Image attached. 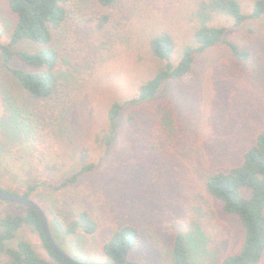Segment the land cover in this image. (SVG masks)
I'll return each instance as SVG.
<instances>
[{
	"label": "rangeland",
	"instance_id": "rangeland-1",
	"mask_svg": "<svg viewBox=\"0 0 264 264\" xmlns=\"http://www.w3.org/2000/svg\"><path fill=\"white\" fill-rule=\"evenodd\" d=\"M89 1L75 0L77 9L85 11ZM183 1L152 0L146 16L120 29L122 34L104 33V43L96 41L87 54L88 63L77 60L74 82L79 94L69 117L71 130L64 127V114L59 113L58 125L45 128L40 144H22L27 139L13 126V117L29 114L31 103L19 81L6 69L0 51V187L19 195L27 186L39 183L27 199L47 212L54 241L81 264H113L102 250L105 226L101 222L92 234L63 235L66 222L59 224L51 217L58 212V192L40 182L59 183L89 164L92 167L81 176V185L64 189L65 193L70 188L65 193L64 212L74 205L67 195L84 194L91 187L107 184L114 221L139 229L131 260L174 264L175 230L191 218L196 222L188 234L191 264H220L241 248L243 229L239 219L222 211L220 203L203 188L201 177L205 168L225 170L238 164L264 125V19L229 32L227 39L246 55L234 54L224 44L196 55L187 78L164 83L152 100L126 104L117 120L115 138L108 148L104 143L110 131L106 120L109 104L114 99L132 98L137 83L153 67L154 59L142 36L144 29L157 23L174 31L171 19ZM250 1L242 0L244 13L250 11ZM16 20L7 1L0 0L2 45L9 42ZM218 22L229 26L223 19ZM84 28L80 22L71 27L70 33L78 43L82 42L79 35ZM130 30L132 37L127 40L124 35ZM42 47L22 39L10 48L35 52ZM71 47L64 41V52L69 53L65 58L79 59L70 52ZM9 64L27 67L17 57ZM241 194L249 196V191L241 189ZM26 211L23 204L0 200V217ZM172 224L178 227L171 230ZM20 240L29 242L38 255L50 260L32 227L22 226L5 245L15 247ZM0 264H5L2 257ZM257 264H264V253Z\"/></svg>",
	"mask_w": 264,
	"mask_h": 264
},
{
	"label": "trees",
	"instance_id": "trees-1",
	"mask_svg": "<svg viewBox=\"0 0 264 264\" xmlns=\"http://www.w3.org/2000/svg\"><path fill=\"white\" fill-rule=\"evenodd\" d=\"M6 1L10 10L16 14L17 20L9 42L6 45L0 43V51L3 52L6 69L19 81L31 103L30 113L25 117H13L16 121L12 123L25 140L27 139L22 144H40V135H44L45 128L48 126L51 129L58 125L59 113L64 114V127L71 130L69 117L75 98L79 94L74 78V69L78 67L77 60L86 65L87 54L95 47L96 41L103 42L101 38L105 32L122 34L120 29L146 16L147 6L152 0H90L85 4L86 9L83 12L77 9L75 0ZM250 2V11L244 13L242 0H184L178 5L179 8L177 7L176 17L171 19L172 24L175 22L174 31L161 28L157 23H151V28L144 29L142 36L145 38L148 52L154 59L153 67L149 75L137 83L132 98L124 101L120 98L114 99L109 104L106 120L110 131L104 138L106 148L115 138L117 120L125 105L152 100L164 83L187 78L196 55L223 44L234 54L246 55L245 50L238 49V45L227 37L229 32L242 28L246 23L264 19V0ZM220 19L229 23L230 28L220 24ZM79 22L85 28L82 35L78 34L82 36V42L78 43L70 32L73 24L77 25ZM132 32L130 30L125 33L127 40L132 37ZM1 35L0 25V37ZM22 39L38 42L44 47L35 52L14 51L10 48ZM64 41L72 44L70 52L76 54L79 59L65 58L69 53L64 52ZM14 57L26 65V69L11 66L9 62ZM72 84L75 86L70 87ZM254 136L255 139L244 151L238 164L225 170L205 168L202 173L205 191L220 203L224 213L235 215L243 229L241 248L236 253L224 257L220 264H257L264 253V125ZM91 167V164L82 166L59 183L40 182L58 192V212L51 215L52 220L59 221V224L66 222L62 233L65 236H74L77 233L92 234L97 232L103 223L106 230L102 245L103 254L113 264H139L130 259V253L139 240V229L132 224L118 225L114 221L115 213L106 194L107 184L91 187L84 194L67 195L72 197L74 205L64 212V197L70 188L65 193L64 189L74 185L75 188L80 186L81 176ZM38 186L39 183L27 186L19 196L27 198ZM241 189L248 190L249 196L242 195ZM42 211L49 221L47 212L43 209ZM58 214L61 219H57ZM24 225L32 227L40 236L50 260L38 255L32 244L25 240L18 241L15 247L5 245V241L12 239L16 231ZM47 225L50 231L49 222ZM195 226L196 222L191 218L180 226V230H175L172 246L174 264H191L188 234ZM177 227V224H172L169 228L174 230ZM50 234L54 241L51 231ZM54 243L56 244L55 241ZM0 257L5 264H72L61 259L50 249L42 232L39 215L30 207H27L23 214L0 217Z\"/></svg>",
	"mask_w": 264,
	"mask_h": 264
},
{
	"label": "water",
	"instance_id": "water-1",
	"mask_svg": "<svg viewBox=\"0 0 264 264\" xmlns=\"http://www.w3.org/2000/svg\"><path fill=\"white\" fill-rule=\"evenodd\" d=\"M0 200L2 201H6V202H14V203H19V204H23L27 207H30L32 209H34L37 214L39 215L40 221H41V228H42V232L43 235L45 237V240L48 244V246L50 247V249L57 255L59 256L61 259L72 263V264H81L77 261H75L74 259L70 258L69 256H67L61 249H59V247H57V245L54 243V241L51 238V234L47 225V219L46 216L44 214V212L42 211L41 207L39 205H37L36 203L30 201L29 199H27L26 197H22L19 195H14L11 193H7L5 191H3L0 188Z\"/></svg>",
	"mask_w": 264,
	"mask_h": 264
}]
</instances>
